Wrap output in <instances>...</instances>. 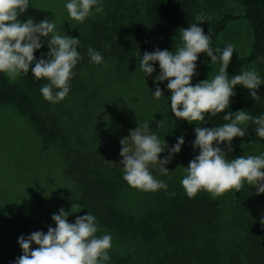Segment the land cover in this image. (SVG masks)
Wrapping results in <instances>:
<instances>
[{
	"label": "rangeland",
	"instance_id": "374dc122",
	"mask_svg": "<svg viewBox=\"0 0 264 264\" xmlns=\"http://www.w3.org/2000/svg\"><path fill=\"white\" fill-rule=\"evenodd\" d=\"M150 1L100 0L103 12H96L93 6V14L79 23L69 18L65 8L69 0H29L28 18L34 23L47 18L56 24L60 35L79 38L77 51L81 59L72 70L70 91L62 101L51 103L40 91L38 94L41 112L59 125L58 139L43 137L13 105L0 103V264H15L16 258L23 254L18 238L21 235L27 237L34 231L47 233L49 226L55 227L52 215L58 214L61 208L70 212L69 223H74L77 216L89 213L82 201V186L67 172L66 147L85 152L92 172L99 176L109 169L107 166L123 172L120 140L129 136L130 130L147 122L150 133L157 135L162 145L166 143V150L159 154L160 159L169 155L168 149L177 143L178 137H184L180 152L171 154V161L164 165L169 170L167 175L161 173L159 162L149 165V170L155 179L164 181L169 188L185 192L180 181L186 174L185 167L199 154V149L193 147L194 129L202 127V122L189 124L176 118L171 112L168 81L156 80L160 73L159 62H150L155 71L147 76L140 70L139 62L144 52H153L157 48L175 53L181 46L182 29L197 22V13H203L208 20L226 13L243 14L245 7L239 0H184L187 11L176 25L164 34H153L146 28V6ZM48 39L41 37L42 44H47ZM253 39L251 23L239 18L227 24L213 50L232 44L235 51L231 60L237 59L250 52ZM89 47L102 54L101 64L89 62ZM262 61L259 59L246 65L243 71L255 69L264 82ZM220 66L219 60L211 63L209 58L202 71L192 77L191 83L195 85L213 79ZM20 76L14 81H19ZM157 86L164 93L159 100L153 96ZM247 103L248 97L240 110L249 114ZM247 125L248 134L233 138L231 152H228L226 142L219 145L214 142V146L221 147L228 159L264 154L262 140L255 135L254 126L250 121ZM113 179L120 187L116 203L126 216L139 218L155 203L157 191L133 188L123 177ZM197 194L216 201L221 210L213 244L221 264H231V253L242 254L250 246L249 235H264V229L259 233L264 228L261 223L264 193L256 194L255 186L244 182L240 192L233 189L215 199L204 190ZM97 226L98 237L105 234L112 237V246L108 250L110 259L104 264L172 263L168 256L170 247L163 238L149 239L145 243L140 236L126 234L116 227ZM31 247L35 249L38 245L33 242Z\"/></svg>",
	"mask_w": 264,
	"mask_h": 264
},
{
	"label": "clouds",
	"instance_id": "9594fccd",
	"mask_svg": "<svg viewBox=\"0 0 264 264\" xmlns=\"http://www.w3.org/2000/svg\"><path fill=\"white\" fill-rule=\"evenodd\" d=\"M93 6L96 12H103L100 0H69L65 4L69 18L79 23L93 14ZM28 7L29 0H0V73L14 81L21 73L26 74L31 70L37 80L44 78L49 81L40 89L43 98L58 103L70 91L69 82L74 76L72 70L81 59L77 51L80 40L60 35L56 31V24L47 18L39 23H34L32 18L21 22L19 17ZM195 19L208 21L203 13H197ZM41 37L49 38V51L47 59L42 53L37 60L34 53L42 46ZM180 38L181 46L175 53L157 48L153 52H144L139 62V68L146 76L155 71L150 62H159L160 73L156 80L168 81L171 112L176 118L191 124L204 122L207 114L216 116L224 112L230 106L237 85L248 89L254 100L259 99L257 89L264 82L255 69L245 70L229 79L228 68L235 51L234 45L228 44L214 51L209 35L198 23L183 28ZM201 53L210 57L211 63L219 60L221 66L213 79L193 85L191 80L196 74V62ZM87 54L90 63L99 65L103 62L102 54L93 48L89 47ZM163 95L157 86L153 92L154 98L159 100ZM223 119L230 122L218 127L198 126L194 129L196 136L193 147L199 149V154L185 167L186 174L180 181L189 198L195 197L200 190L210 193L213 199L233 189L240 192L244 182L255 186L256 194L264 193V154L228 159L221 147L214 146V142L216 145L226 142L225 146L231 152L233 138L248 134V121L256 126L255 135L264 139V115L252 117L239 110L234 115L227 113ZM149 129V123L139 124L130 130L129 136L120 140V164L123 166V179L129 186L155 192L167 189L168 185L154 178L149 165L159 162L162 165L161 173L167 175L169 170L164 165L171 161V154L180 152L185 141L183 136L178 137L177 143L168 149L169 155L160 159L159 154L166 150V143L162 145L158 136L150 133ZM69 215V211L61 208L58 214L52 215L55 227L49 226L47 233L34 231L27 237L21 235L18 244L23 254L16 258L15 264H104L108 261L112 237L109 234L96 235V217L87 213L77 216L74 223H69ZM261 223L264 224V218ZM33 242L38 245L35 249L31 247Z\"/></svg>",
	"mask_w": 264,
	"mask_h": 264
},
{
	"label": "trees",
	"instance_id": "16d2710c",
	"mask_svg": "<svg viewBox=\"0 0 264 264\" xmlns=\"http://www.w3.org/2000/svg\"><path fill=\"white\" fill-rule=\"evenodd\" d=\"M239 1L245 7L243 14L226 13L212 17L208 21L194 22L209 35L210 46L213 49L230 21L245 18L251 23L254 34L251 50L247 55L230 61L229 79L242 74L244 67L254 61L263 59L264 63V0ZM187 7L184 0H151L146 6L148 32L153 34L168 32L186 13ZM28 16L29 12L26 11L19 19L26 21ZM48 51L47 44H42L34 55L39 60L43 53L47 59ZM209 58L205 53L199 54L195 72L202 71ZM47 81L44 78L37 80L31 70L26 74L21 73L17 82L10 81L6 74L0 73V103L13 105L20 114L31 121L43 137L58 139L59 125L48 116H44L39 106L38 94ZM234 92L230 106L216 116L209 114L202 122V127H218L230 122L223 119L224 115L229 112L234 115L239 111L246 97L250 116L264 115V83L257 89L258 100H254L250 91L242 85L235 86ZM250 122L256 128L253 122ZM261 140L264 146V139ZM64 153L68 159L67 172L82 186L84 207L96 217L97 224L113 226L126 234L140 236L145 243H148L149 239L163 238L170 247L168 252L172 261L170 264H221L213 245L221 219V210L216 201L201 194L189 198L186 192L168 187L154 193L156 201L143 216L139 218L126 216L121 206L116 203L120 187L113 179L123 177V172L119 168L107 166L109 169L99 176L95 171L92 172L89 157L85 152L74 147H66ZM263 229L261 228L259 233ZM249 236L250 246L242 251V254L231 253V264H264V235Z\"/></svg>",
	"mask_w": 264,
	"mask_h": 264
}]
</instances>
